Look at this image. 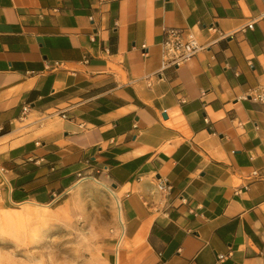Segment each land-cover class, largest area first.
Listing matches in <instances>:
<instances>
[{"label": "crops", "instance_id": "0c3cea01", "mask_svg": "<svg viewBox=\"0 0 264 264\" xmlns=\"http://www.w3.org/2000/svg\"><path fill=\"white\" fill-rule=\"evenodd\" d=\"M167 28L202 48L162 67ZM260 91L264 0H0L2 205L93 180L109 264H264Z\"/></svg>", "mask_w": 264, "mask_h": 264}, {"label": "rangeland", "instance_id": "374dc122", "mask_svg": "<svg viewBox=\"0 0 264 264\" xmlns=\"http://www.w3.org/2000/svg\"><path fill=\"white\" fill-rule=\"evenodd\" d=\"M117 208L93 180L49 205H0V264H109L105 251L121 228Z\"/></svg>", "mask_w": 264, "mask_h": 264}, {"label": "built area", "instance_id": "2783aa9c", "mask_svg": "<svg viewBox=\"0 0 264 264\" xmlns=\"http://www.w3.org/2000/svg\"><path fill=\"white\" fill-rule=\"evenodd\" d=\"M247 27L251 28L252 23H248ZM142 48H145V46H142ZM201 48L202 46L191 31L181 28H167L163 31L162 67L182 65ZM255 96L258 100L264 102V91L256 92ZM60 115L65 117L64 112H60ZM157 186L162 191L169 189L168 184L161 179H157ZM10 191L11 186L3 168L0 167V205L5 202L7 193H10ZM16 204L20 203L12 202V205ZM219 258H222V256H219Z\"/></svg>", "mask_w": 264, "mask_h": 264}, {"label": "bare ground", "instance_id": "6f19581e", "mask_svg": "<svg viewBox=\"0 0 264 264\" xmlns=\"http://www.w3.org/2000/svg\"><path fill=\"white\" fill-rule=\"evenodd\" d=\"M108 189V188H107ZM112 192V191H111ZM116 201V207H118L117 208V212H118V215L117 216H119V219H120V210H119V204H118V201H117V199L115 200ZM119 221V220H118ZM120 223V222H119Z\"/></svg>", "mask_w": 264, "mask_h": 264}]
</instances>
